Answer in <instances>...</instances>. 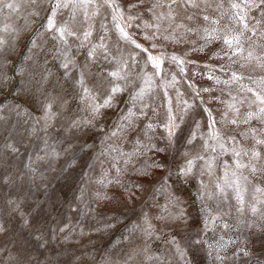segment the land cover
I'll list each match as a JSON object with an SVG mask.
<instances>
[{"label":"snow or ice","instance_id":"snow-or-ice-1","mask_svg":"<svg viewBox=\"0 0 264 264\" xmlns=\"http://www.w3.org/2000/svg\"><path fill=\"white\" fill-rule=\"evenodd\" d=\"M24 6L30 11L22 17L23 29L5 23L0 33L15 34L19 42L21 31L38 25L23 47L28 52L37 48L45 52L43 72L36 81L43 99L30 96L25 101L38 103V116L23 108L19 100L11 110L34 122L33 134H48L55 128L54 122L63 118L69 94H63L62 89L61 95L52 96L44 90L54 75L47 67L50 57L61 70L58 82L68 84L70 95L85 114L70 115L62 132L87 136L95 129L103 134L96 157L101 164L96 183L102 187L118 185L135 199L134 189L142 186L125 184L121 177L130 166L145 178L150 169H163L165 165L154 159L148 163L147 153H163L182 140L192 148L181 153L184 162L177 168L176 181L200 178L197 199L202 227L183 245L176 233L165 237V242L183 264H191L189 255L204 246L210 249L208 254L215 264H235L238 256H249L247 248L228 232L256 227L254 218L264 220V0H0V12L7 9L9 19ZM5 44L12 47L0 36V49ZM211 44L219 46L212 52L215 63L204 65L200 74L206 75L213 87H198L192 79L196 73L190 74L188 68L194 61L188 57L190 52H203ZM172 45L190 47L170 51ZM22 58L32 60L24 53ZM6 79L0 65V89L6 86ZM217 88L220 95L214 94ZM212 102L223 108L214 113L209 107ZM121 103L126 105L124 109H119ZM110 110L119 114L112 128L105 130L101 124ZM196 110L206 115L203 132L193 115ZM186 118L192 121L193 130L185 137L182 126ZM158 130L165 147L156 141ZM124 138H135L133 151L125 152L120 146ZM194 142H199L198 149ZM44 144L51 147L47 139ZM5 147L19 152L13 144ZM85 147L90 146L84 144L81 149ZM224 156L230 159H222ZM139 157L146 159L136 168L134 160ZM24 166L32 170L30 164ZM172 175L169 171L157 189L166 200L159 205L160 214L152 217L143 213L141 221L132 227L145 238L140 250L143 253L149 251L147 242L159 239L164 228L188 224L186 205L168 183ZM97 198L107 196L98 192ZM153 220L160 221L162 227ZM260 227L264 230V224ZM209 232L222 233L215 244L205 239ZM147 258L159 264H165L166 259Z\"/></svg>","mask_w":264,"mask_h":264},{"label":"rangeland","instance_id":"rangeland-1","mask_svg":"<svg viewBox=\"0 0 264 264\" xmlns=\"http://www.w3.org/2000/svg\"><path fill=\"white\" fill-rule=\"evenodd\" d=\"M28 11L30 9L24 6L20 13H11L9 19V12L5 9L0 12V27L8 23L23 29L25 21L22 17L27 16ZM37 26L33 24L27 32L21 31L19 42L14 38L15 34L0 33L12 45L9 47L5 44L0 49V65L7 77L6 86L0 89V105L3 106L0 107V264H125V261L127 264H159L156 260H148L149 255L165 257V264H183L173 254L174 250L165 242V237L176 233L183 245L185 239L194 238L202 227L201 205L197 199L200 178L194 176L176 181L175 176L177 168L184 162L181 153L192 146L185 145L181 140L163 153H147L148 163L154 159L165 165L163 169H150L147 178L130 166L121 180L125 184L142 186L134 189L135 199H130L128 193L118 185L102 187L97 184L101 164L96 157L102 148L103 134L95 129L88 132L87 136H83L81 132H62L70 115L85 114L70 95L71 88L68 84L63 80L58 82L61 70L54 66L50 57L47 67L54 75L44 85V90L52 96L61 95L62 89L63 94H69L63 118L54 122L56 126L49 129L48 134H33L34 122L11 110L19 100L23 108L32 111L33 115H40L37 111L38 103L33 105L25 101L30 96L33 100L43 99L36 90V81L39 79L38 74L43 72L41 66L45 63V52L38 48L28 52L23 47L25 40L34 35ZM137 38L140 39L139 33ZM37 39L39 43V38ZM50 44L51 42L45 49ZM189 47L172 45L169 50L181 51ZM218 47L217 44H211L203 52H190L188 58L194 63L188 68L190 74L196 73L192 79L198 87H213V82L200 73L204 65L215 63L212 52L217 51ZM22 53L32 56V60L23 59ZM256 72L259 74L260 70L257 69ZM214 94L220 95L218 88ZM203 95L207 97L209 94ZM125 107L123 103L119 105V109ZM209 107L217 113L223 105L212 102ZM118 114V110H110L101 127L111 129L117 122ZM193 115L200 121L203 132L206 115L200 110H196ZM35 127L39 128V125ZM182 127L183 136L186 137L193 130L192 121L186 118ZM45 139L51 147L44 144ZM156 141L160 147H165V141L159 137V130ZM194 143L198 149L199 142ZM6 144L15 145L19 152L13 153L5 147ZM84 144L90 147L82 150L81 146ZM119 144L125 152H131L135 138H124ZM37 156L42 159H36ZM145 159H135V167L140 168ZM222 159L230 158L224 156ZM26 163L31 165V171L25 168ZM169 171L173 175L168 183L186 205L188 224H182L178 228H164L159 239L147 242L149 251L143 253L140 250L145 245V238L139 231L133 232L132 227L141 221L143 213L152 217L160 214L159 205H164L166 200L165 195L157 189ZM81 189H84L83 196ZM98 192L101 196L106 194L107 198H97ZM254 219L256 227L228 232V236L234 240L238 238L237 243L246 247L250 253L249 256L240 255L235 258V264H264V230L260 227L264 220ZM153 223L162 227L160 221L153 220ZM221 234L209 232L205 239L215 244ZM225 239L227 240V236ZM209 251L204 246L195 251L194 255L190 254L191 264H215ZM231 251L230 247L229 254ZM228 264L233 262L228 261Z\"/></svg>","mask_w":264,"mask_h":264}]
</instances>
